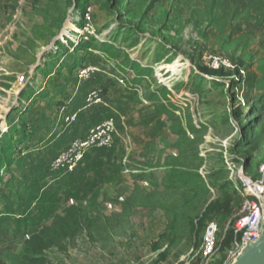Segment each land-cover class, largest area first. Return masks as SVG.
Segmentation results:
<instances>
[{"label": "rangeland", "instance_id": "rangeland-1", "mask_svg": "<svg viewBox=\"0 0 264 264\" xmlns=\"http://www.w3.org/2000/svg\"><path fill=\"white\" fill-rule=\"evenodd\" d=\"M263 167L264 0H0V264H231Z\"/></svg>", "mask_w": 264, "mask_h": 264}, {"label": "built area", "instance_id": "built-area-1", "mask_svg": "<svg viewBox=\"0 0 264 264\" xmlns=\"http://www.w3.org/2000/svg\"><path fill=\"white\" fill-rule=\"evenodd\" d=\"M214 67H220L221 65L228 64L226 60L220 57H213ZM230 65V63L228 64ZM92 143L89 141L82 142V147L88 148L95 146V138L92 137ZM83 157V155H82ZM264 170V167L262 168ZM253 189H251V198L247 199L239 218L236 220V232L240 235V247H242L248 240H254L258 238L262 232L264 222V192L262 190L264 186V176L257 183H251ZM220 226L216 221H211L204 232L201 251L205 259L211 258L218 249L219 244ZM241 249V248H240Z\"/></svg>", "mask_w": 264, "mask_h": 264}, {"label": "trees", "instance_id": "trees-1", "mask_svg": "<svg viewBox=\"0 0 264 264\" xmlns=\"http://www.w3.org/2000/svg\"><path fill=\"white\" fill-rule=\"evenodd\" d=\"M254 2H255V0H239V1L236 0V4H238V6H242L243 8H247V7L251 6V4H253ZM151 101L155 103V107H156V111H155V112H164V114H165L166 116H168L169 119H172V118H173V116L175 115L174 111L166 110V104H165L164 102H162V101H160V100H159V101H156L155 99H151ZM59 140H62V138L60 137ZM92 148H96V147H92ZM92 148H91V149H92ZM103 149H106V148H103ZM85 154H86V153H85ZM31 157H32V159H34L35 161H36L37 159L41 158V157H42V152H41V150L38 149L37 151H35V152L31 155ZM84 157H85V156H84ZM87 157H88V155H86V158H87ZM83 159H84V158H83ZM83 159H82V160H83ZM37 170H39V171H43L44 169L42 168V169H37ZM39 193H40L39 188L34 187V189H31V191L29 192V195L31 196L32 199H36V198L38 197ZM40 194H41V193H40ZM41 197L44 198V199L46 200V202H47L48 200L51 199V196L49 195L48 192H43V193L41 194ZM49 208H51V205H46V209H49ZM8 210H9V212H11V211H12V207L9 208ZM75 210H76V209H75ZM69 216H70V218L73 219L74 222H72V223H73V225H74V226L76 227V229H77V228L80 226V224H81V221H80V219H79V214H78V212L72 210V212L69 214ZM22 221H24V220H23V219H19V220H17L18 224H21ZM0 224H1V222H0Z\"/></svg>", "mask_w": 264, "mask_h": 264}, {"label": "water", "instance_id": "water-1", "mask_svg": "<svg viewBox=\"0 0 264 264\" xmlns=\"http://www.w3.org/2000/svg\"><path fill=\"white\" fill-rule=\"evenodd\" d=\"M262 190L264 192V186ZM231 264H264V222L260 236L254 240H248Z\"/></svg>", "mask_w": 264, "mask_h": 264}]
</instances>
